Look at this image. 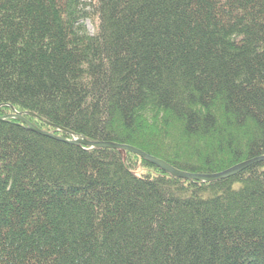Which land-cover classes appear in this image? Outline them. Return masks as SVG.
Instances as JSON below:
<instances>
[{
	"label": "trees",
	"instance_id": "trees-1",
	"mask_svg": "<svg viewBox=\"0 0 264 264\" xmlns=\"http://www.w3.org/2000/svg\"><path fill=\"white\" fill-rule=\"evenodd\" d=\"M16 114L264 157V0H0V264H264V162Z\"/></svg>",
	"mask_w": 264,
	"mask_h": 264
},
{
	"label": "water",
	"instance_id": "water-1",
	"mask_svg": "<svg viewBox=\"0 0 264 264\" xmlns=\"http://www.w3.org/2000/svg\"><path fill=\"white\" fill-rule=\"evenodd\" d=\"M14 119H19L22 123H24L27 127V129L31 130L32 132L45 136V137H49V138H53V139H57L59 141H65L66 143H70L71 145H77L80 147H86V148H100V149H112V150H118L119 154L122 156H125V153L129 152L134 154L135 156L140 157L141 159H144L146 161H148L150 164L156 166L157 168H159L162 172L168 173L174 177L177 178H181V179H185V180H198V181H203V182H213V181H217V180H221L230 176H234L237 175L238 173L242 172L243 170L247 169L248 167H250L251 165H254L256 163L259 162H264V157H259V158H255L253 160L250 161H246L243 162L239 165H236L224 172L218 173V174H211V175H201V174H189V173H184L181 171H178L176 169H174L173 167L169 166L168 164L164 163V162H160L157 159H155L154 157L147 155L139 150H136L132 147H128L125 145H116V144H112V143H101V142H88V141H84V140H64L63 138L60 137H56L54 135H51L49 133L46 132H42L40 130H38L36 127H34L32 124H30L28 121L24 120L22 117H12ZM5 120V118H0V121Z\"/></svg>",
	"mask_w": 264,
	"mask_h": 264
},
{
	"label": "rangeland",
	"instance_id": "rangeland-1",
	"mask_svg": "<svg viewBox=\"0 0 264 264\" xmlns=\"http://www.w3.org/2000/svg\"><path fill=\"white\" fill-rule=\"evenodd\" d=\"M85 27H86V30H87L88 34L89 35H93L95 33V29H96L95 20L87 19L86 22H85ZM12 117L17 118V117H20V116H17V114H16V115H13Z\"/></svg>",
	"mask_w": 264,
	"mask_h": 264
},
{
	"label": "bare ground",
	"instance_id": "bare-ground-1",
	"mask_svg": "<svg viewBox=\"0 0 264 264\" xmlns=\"http://www.w3.org/2000/svg\"><path fill=\"white\" fill-rule=\"evenodd\" d=\"M17 116H19V115H17ZM30 123V122H29ZM24 124V123H23ZM31 124V123H30ZM25 125V124H24Z\"/></svg>",
	"mask_w": 264,
	"mask_h": 264
}]
</instances>
